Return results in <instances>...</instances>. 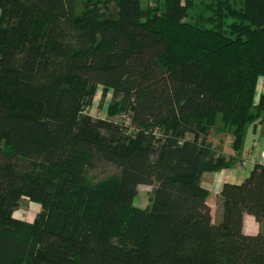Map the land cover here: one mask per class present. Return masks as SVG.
Wrapping results in <instances>:
<instances>
[{
	"label": "trees",
	"instance_id": "trees-1",
	"mask_svg": "<svg viewBox=\"0 0 264 264\" xmlns=\"http://www.w3.org/2000/svg\"><path fill=\"white\" fill-rule=\"evenodd\" d=\"M260 77L264 0H0V264H264V164L217 221L201 185L234 159L210 131L236 154L264 112Z\"/></svg>",
	"mask_w": 264,
	"mask_h": 264
},
{
	"label": "crops",
	"instance_id": "crops-1",
	"mask_svg": "<svg viewBox=\"0 0 264 264\" xmlns=\"http://www.w3.org/2000/svg\"><path fill=\"white\" fill-rule=\"evenodd\" d=\"M261 94H264V77H260L256 83L254 95L255 103L258 101ZM258 120L259 121L256 124H252L246 128L241 146L236 154H234L232 150L233 136L231 132L222 134L214 129L210 131V142L214 146H217L218 149H220V152L226 156L231 155L234 158L228 167L217 171L204 172L202 174L201 185L208 192L206 203L210 208V214L213 221H217L221 216L219 201V191L221 186L224 183H241L256 162L264 164V112L260 113ZM39 209H36L34 215L30 219L23 220L31 222ZM261 228L262 227L253 216L249 214L243 216L242 229L245 234H257Z\"/></svg>",
	"mask_w": 264,
	"mask_h": 264
},
{
	"label": "rangeland",
	"instance_id": "rangeland-1",
	"mask_svg": "<svg viewBox=\"0 0 264 264\" xmlns=\"http://www.w3.org/2000/svg\"><path fill=\"white\" fill-rule=\"evenodd\" d=\"M144 4L145 3H143V5ZM100 88L101 87H99L96 95L94 96L90 108L87 110L88 114L92 116L93 118H107L106 111H107V105L109 102L110 95L108 94L105 98L102 99ZM114 119L117 121L120 120V118H114ZM220 124H221V116L218 113L216 115L214 128L219 126ZM94 174L99 177H102L105 175V174H101L99 171L94 172ZM151 189L152 187L148 185H138L137 187L138 193L134 197L133 205L137 207L147 206L149 203V196H150ZM39 207L40 205L37 203H32L30 201L23 200L19 208L15 210L14 216L19 219L21 218L22 220L30 219L34 215L36 209H39Z\"/></svg>",
	"mask_w": 264,
	"mask_h": 264
},
{
	"label": "built area",
	"instance_id": "built-area-1",
	"mask_svg": "<svg viewBox=\"0 0 264 264\" xmlns=\"http://www.w3.org/2000/svg\"><path fill=\"white\" fill-rule=\"evenodd\" d=\"M244 163V162H243Z\"/></svg>",
	"mask_w": 264,
	"mask_h": 264
}]
</instances>
